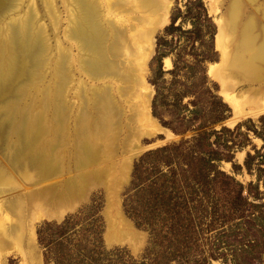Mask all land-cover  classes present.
<instances>
[{"label":"rangeland","instance_id":"1","mask_svg":"<svg viewBox=\"0 0 264 264\" xmlns=\"http://www.w3.org/2000/svg\"><path fill=\"white\" fill-rule=\"evenodd\" d=\"M189 1L90 0L93 8L96 9L91 19L94 18L95 23L99 24V35H103L104 39L107 37L104 44L105 47L107 46L110 63L115 66L117 72L123 74L124 78L125 76L136 78L138 80L136 84L129 80H120L116 76L96 79L83 69L82 63L88 58L82 52L81 42L70 34L72 21L75 18L74 9L77 6L72 0H17L15 10L0 21V55L4 57L3 60L0 59L2 63L0 68L5 65L4 59L9 58L12 46L14 48L11 33L14 36L15 28H24L21 26L22 21L29 17L32 20L31 34L34 32L35 35L41 34L49 48L45 53L46 59L49 57V60H46L47 64L52 60L45 67H34L28 82L20 84L19 91L23 93L25 90L26 94L17 97L16 103L20 101L22 107L20 105L9 107L0 97V126L4 128L3 135H7L10 125L12 129L15 126L12 122L10 124L5 122L4 118L14 119L20 115L23 116L24 113L26 117L33 118L39 115L35 112L39 113L42 109V113H45L44 116L42 115L43 125L46 126L47 131L50 130L48 125L52 122L49 118L53 116L51 107L55 103L53 100L55 95L52 98L48 92L53 90L57 93L60 87L61 98L65 106L67 105L65 108L68 116L63 118L61 129L58 128L61 131H57L56 141L52 132L47 133L48 135L46 134L40 141V147L42 146L45 150L49 147L55 148V152L60 157L58 161L61 166L64 165L63 169L61 170L59 164L56 173H53L54 177L52 175L47 179L44 178L46 181L44 179L36 181L34 185L22 183L15 191H9L10 187H7V192L0 195V264H176L169 263V256L183 253L182 251H185V255L181 258L180 264H233L231 259L234 252L232 251L238 247L235 255L239 257L241 263L264 264V224L255 226L252 217L242 221L241 227L234 231L236 234L234 237L223 236L222 240H218L213 246L215 233L206 231L204 225L197 230L199 233L196 239L190 238L187 244L184 240L175 238L170 241V234L165 233L164 218L158 214L159 234L157 245L155 244L154 247L149 229L139 225L126 211V203L130 200L143 207V197L147 191L145 193L143 191L142 195L139 193L136 198L134 186L139 183V176L149 177L148 175L151 176V172L156 169L151 167L152 161L156 158L152 160L148 154L163 148L182 145L186 141L190 142L198 135L199 131L196 127L200 122L197 120L187 124L192 114L184 107L186 105L189 109H193L194 102L197 103L198 99L203 98L198 105L201 109L199 116L203 118V132H212L210 142L220 153V160L215 162V166L245 186L244 196L249 194L246 188L250 184L254 186L253 190L258 192V196L257 199L251 198V200L253 199L256 204L251 210L250 206L246 205L247 210L244 215H250L252 211L255 217L262 218L264 221V62L254 61L252 70H256L255 73H251L246 68L250 59L248 52L243 55L244 67L239 69L236 67L233 70L231 63L232 56L238 51V46L243 39L241 36L250 34L257 37V47L264 41V0H204L209 20L204 23V26L197 24L198 28L192 24L193 16L187 12ZM81 11H79L80 14ZM174 15L177 19L174 28H171ZM231 15H235V18ZM221 27L225 36L226 33L228 35L224 41L227 47L226 58L222 49L217 46ZM230 29L232 31H229ZM159 43L163 45L161 52H158ZM59 56L64 61L63 66L67 74L65 77L69 79L60 86L56 80L58 74L54 67L57 65ZM167 59L170 60V65ZM175 62L178 63V69H175ZM212 66H216L218 76L210 73ZM246 72L249 74L247 75ZM155 78H158L157 84L163 90V95L157 99V88L153 82ZM24 83L27 85L25 86ZM32 84H35L34 87ZM138 86L140 89H137ZM41 90L47 93L44 97L40 95ZM97 90H106L118 104L121 115L125 116L121 119V121L125 120V127H122L120 140L115 139L113 135L119 130V128L116 130V127L111 128L114 133L111 130L104 133L105 135L96 134L95 136L93 133H88L89 139L86 142L95 149L94 162L78 174L76 169L66 174L70 168L69 159L71 162L76 161L75 158H71V152H75L71 149L77 139V126L74 120L78 116L81 103L85 102L84 99L90 105L93 92ZM225 94H229L236 101L239 100V108L244 113L233 124L231 122L235 117L234 107L230 101L226 100ZM194 95H197V99ZM252 96L254 98H251ZM177 98L179 101L176 106L174 101ZM154 102H156L157 115L154 114ZM36 105L40 110L35 107ZM48 105L50 110L44 108L49 107ZM17 107L27 108L18 113ZM136 107L146 111L152 123L149 126L144 123L145 120L141 121L143 123L137 126L140 128L138 137L132 139L129 145L122 144L130 126L132 127L130 129L137 130L135 121L132 120L133 122L130 123V118L137 110ZM29 117L28 119H31ZM46 117L48 120H45ZM53 125L57 124L53 123ZM223 128L228 131H222ZM91 134L93 135L90 136ZM188 145L185 144L186 147ZM257 151L262 155L251 161L252 167L249 171L246 160L249 154L256 156ZM4 157L1 151L0 164L5 165V169L9 171L10 167ZM160 168L168 172V166L165 164L161 163ZM10 171L21 182L18 175L12 169ZM67 183L68 185L77 184L83 190H80L75 197H69L68 205L60 208V212L52 217L44 214L38 205H34L26 217L28 227L26 226L25 231L23 230L24 238L12 240L8 237L11 232L10 227L16 226L18 220V215L5 207L9 200L20 193L40 187L56 186L61 188H58V191H61ZM142 190L144 189L142 188L139 192ZM62 227L65 231L60 230ZM115 229L116 231L129 230L131 236L122 240L117 238L110 240L111 233H114ZM40 231L43 232L42 236ZM252 239L255 240L252 241ZM49 242H53V253H50L48 249ZM57 242L63 243L56 244ZM229 243L233 246H229ZM244 245L250 249L243 248ZM168 247L171 249H167ZM211 249H214L216 258L210 256ZM93 251H96L95 255ZM54 253L63 255L58 256V262L54 261ZM48 255L52 257V262L48 260ZM153 255L158 257L155 262L151 258Z\"/></svg>","mask_w":264,"mask_h":264},{"label":"bare ground","instance_id":"2","mask_svg":"<svg viewBox=\"0 0 264 264\" xmlns=\"http://www.w3.org/2000/svg\"><path fill=\"white\" fill-rule=\"evenodd\" d=\"M16 1L17 0H0V21L5 19V17L7 15H9L12 11L15 10L14 6H15ZM72 2L75 3L77 6H75L76 10L74 9V11H75L74 17L75 18L72 21V28H71L70 34L75 39H77L79 42H81V48L83 50L82 52H84L88 58L87 60L84 61V63H82L83 64L82 67L85 71H87V74L94 76V78H96V79L106 78L109 76H114V77L116 76V78L119 77L120 80H126V81L129 80V81H132L134 83L137 82L138 80L136 78H133L132 76L130 78H129V76H125V78H124L123 74L121 75L119 72H117L118 70L115 69V66L112 63H110L109 53H108V50L106 49L107 46L105 47V44H104V42H105L104 40H107L106 39L107 37L104 39L103 35H99V33H100V28L98 26L99 24L97 25L95 23L94 18L91 19V17L96 13V11H95L96 9L93 8V4L90 3V0H72ZM79 11H81V14L79 13ZM50 13H52V10H50ZM78 15H81V16H78ZM231 16H233V15H231ZM31 22H32L31 17L27 18L24 22L22 21L21 26L24 27V28H21L22 30L15 28L13 31L14 36L11 33L12 45H14V48L12 46V50L9 51L10 53L8 52L9 58L7 57L4 59L5 65H4V67L0 68V97L2 98V100L4 102L7 103L6 105L9 107L11 105L12 106H15V105L19 106L21 104L20 101H19V103H16V100H17L16 98L21 97L22 95H24L26 93H25V90H23V93H21L19 91L20 86H21L20 84L25 82V81L28 82V80L31 78L30 72H32L34 67L38 66V67L42 68V67H45L46 65H49V62L52 61V60L49 61L47 64L46 60L49 57L47 56L48 58L46 59L45 53L49 50V48L46 45L45 40L43 39V36H41V34L35 35V32L33 33L34 35L31 34V32H30ZM220 24H219V26H220ZM229 31H232V30L230 29ZM67 34H68V32H67ZM105 35H107V34H105ZM226 36H228L227 33H226ZM226 36L224 34L223 27H221L219 29V33H218V37H217L218 38V40H217L218 45L217 46L220 49H222L224 58H226V55H227L226 54L227 47H226V43L224 42L227 39ZM241 37H243V39L241 41V44L238 46V51L232 56L233 62H231V63L233 65V70L236 67H237V69H239V68H242L245 66V65H243L244 62L242 61L243 55L246 52H248V53H250L249 54L250 59H249V62L246 64V68H247V70H250L251 73H255L256 70L255 71L252 70V66H254V61L259 60L260 62H264V41L257 47L256 46L257 45L256 44V40H257L256 38L257 37L250 35V34L244 35ZM0 39H1V37H0ZM7 41L9 42V40H7ZM6 44H8V43H6ZM1 51L3 52V50H1ZM3 58L4 57H2L0 55V59L3 60ZM59 58L58 59L56 58L57 59V62H56L57 65L54 66V67H56L55 68L56 73L58 74V78L56 79L58 84H59L58 86L64 84V82L69 80L68 77L67 78L65 77V75H67V74H66L65 68L63 66L64 61H63V59H61V56H59ZM224 58H223V60H226ZM227 60H228V58H227ZM68 63H69V61H68ZM167 63H168V65H170L171 64L170 60L167 59ZM1 66H2V63L0 62V67ZM51 68H53V67H51ZM44 69H43V71H44ZM255 69H257V68H255ZM47 70L48 69H46V71ZM53 71H55V70H53ZM67 72H69V71H67ZM27 73H29V74H27ZM210 73H212L215 76H218V70L216 69V66L211 67ZM248 74L249 73H247V75ZM17 75H18V77H17ZM40 75H41V73H40ZM221 75L222 74H220V76ZM32 80H33V78H32ZM26 85H27V83L25 84V86ZM32 85H33L32 87H34L35 84H32ZM43 85H42V87H43ZM137 85H140V84H137ZM30 87H31V85H30ZM35 88H33V89H35ZM91 88H93V87H91ZM137 89H140V87ZM48 90H50V89H48ZM48 93L50 96L52 95L51 96L52 98H53V95H55V97L53 99L55 101V103L51 107L52 108L51 114H53V116L50 115L51 117L49 118V119H52L51 120L52 122L49 120L51 123H50V125H48L51 128L50 130L48 129V131H47L46 126L44 127V125H43L42 115L45 113H42L43 109L42 110L38 109L39 108V107H37L38 105H36L35 107L38 110H40V112L39 113L35 112V113H36V115L37 114H39V115H37L36 117H33V118L28 116L31 119H28V117H26V113H24L23 116L20 115V117H18V118L13 119L11 117H7V118L3 119L5 122H7L9 124L12 122L15 126H14V129H12L11 125L8 127V129H7L8 133L6 136L3 135L4 128H2V126H0V152L2 151L4 153V156H5L4 158L6 159L7 165L10 167L9 171H8L5 169V167H6L5 165H4L5 166L4 167L0 164V195H3L7 192V190H6L7 187H10L9 191H15L17 189V187L20 186L22 183L24 185H29V184L34 185L36 183V181H42L44 178L47 179V178L51 177L52 175H53L52 177H54L53 173H56V170L58 169L59 164H60L61 170L63 169L62 166H64V165L61 166L60 161H58L59 155H58V153L55 152L56 151L55 148L53 149V148L49 147V148H46V150H45L42 146L40 147V141H42V139H44V136L47 133H49V134L51 132L54 133L53 134L54 140L56 141V135L58 134L57 131H59V132L61 131V130H58V128L61 129V127H62L61 125L63 124V120H64L63 118L67 116L66 115L67 114V111H66L67 105L65 106V102H63V99L61 98V95H62L61 87L57 91V93H55L53 90H50ZM44 94L45 95L47 94L46 91L41 90L40 95H42V97H44ZM32 96H33V94H32ZM92 96L93 97L90 99L91 102H89L90 105L86 102L87 100L84 99V97H82L85 100V102L87 103V106H86L85 102L81 103L82 106L78 110L79 111L78 116L74 120V122L76 123V126H77V128H76L77 129L76 130L77 139L74 141L75 145L73 144L74 146L71 149V151L75 150V152H71V154H72L71 158L72 159L75 158L76 161L71 162L70 161L71 159H69V162H70L69 167L70 168H68L67 172L65 171L66 174L71 173V171H74L75 169H76L75 170L76 173L78 174L80 171H83V169H87V167L94 162V159L96 157V154L94 151L95 149H93L94 147L91 148L89 146L90 144L88 142H86L88 140V137H89L88 133H93V134H95V136H96V134H104V133L106 134L111 130L114 133V130L111 128L116 127V130H117V128H119V130L117 132H115L116 134H113V135L115 136V139L120 140L119 136L123 131L122 127H125L124 126L125 120L121 121V119H123V117H125V116H123V114L121 115L122 112L119 109L118 104L113 101L112 97H110V95L108 94V92L106 90L105 91L104 90H100V91L97 90V92H93ZM46 97H48V96H46ZM124 98H125V96H124ZM126 98H128V97H126ZM132 98H133V95H132ZM225 98L227 101H230L234 107L235 117H234L233 121L231 122L233 124V123H235L236 119L239 118L244 113L239 108V102H238L239 100L236 101L229 94H225ZM251 98H254V96H252ZM40 99H38V100H40ZM18 100H19V98H18ZM41 101H42V99H41ZM50 102H51V100H50ZM81 102H82V100H81ZM46 103H49V102H46ZM145 103H146V101H145ZM147 103H148V101H147ZM40 104L42 105V103H40ZM24 105H26V104H24ZM44 105L45 104H43V106ZM145 106L147 107V105H145ZM35 107H34V109H36ZM44 108H49V110H50V106L49 107L45 106ZM136 108H137V110H139L140 107H136ZM17 109H18L17 110L18 113H20V111L23 110L20 107L19 108L17 107ZM137 110L135 111L134 115L130 118L131 119L130 123H132L133 122L132 120H134L135 124H137V125H135L136 127L138 126V124L143 123L144 120H145L144 123H146L147 125L152 123L151 122L152 120L149 118V114H147L146 111H143V109L139 110V111H137ZM46 113H47V111H46ZM28 114H30V113H28ZM48 114H50V113H48ZM16 115H19V114H16ZM2 117H4V116H2ZM140 117H141V120H140ZM67 118H68V116H67ZM116 119H117V121H115ZM45 120H48V118L46 117ZM119 121H121V122H119ZM141 121H143V122H141ZM29 122H30V124H29ZM53 123H55L57 125L55 126V125H53ZM135 126H133V127H135ZM130 128H132V127L130 126ZM130 128L127 131L126 139L122 142V144L129 145L130 141L132 142V139L138 137V135H139L138 131H140L139 130L140 128L137 127V130L130 129ZM93 134H91L90 136H92ZM52 144H53V142H52ZM5 151H7V153H5ZM17 156H18V158H17ZM10 169H12L13 172H15L18 175L21 182L13 175V173H11ZM63 174H64V171H63ZM73 174H74V172H73ZM31 175H32V177H31ZM84 175H85V173H84ZM59 176H61V175H59ZM74 178H75V176H74ZM70 179H73V178L70 177ZM82 179H84V178H82ZM58 188L59 187H56V186L55 187H47V188L46 187H40V188L31 190L29 192L20 193V194L16 195L13 199L9 200L8 203H6V206H5L6 209L11 210V211L15 212L16 215H18L17 225L10 227L11 232L9 233V236H8V237H10V239H12V240L13 239H20L21 240L24 238L23 230L28 225V219L26 217H27L28 212L33 208L34 205H38L44 211V214L51 215V217H52V215H56L60 212V208H64L63 206L68 205L69 197H73V196L75 197L76 194L80 190H83L80 188V186L78 187L77 184H69L68 185V183L66 185H64L63 189L61 190L62 192L60 190L58 191ZM59 189H61V188H59ZM35 211H33V212H35ZM37 211H39V210H37ZM43 217H44V215H43ZM26 219H27V221H26ZM32 221H33V219H32ZM14 222H15V220H14ZM5 233L6 232H4V234ZM130 236L131 235H130L129 230L116 231V229H115L114 233H111L110 240L116 239V238L118 240L119 239L122 240V238L124 239V238L130 237ZM20 240H19V242H20Z\"/></svg>","mask_w":264,"mask_h":264},{"label":"trees","instance_id":"3","mask_svg":"<svg viewBox=\"0 0 264 264\" xmlns=\"http://www.w3.org/2000/svg\"><path fill=\"white\" fill-rule=\"evenodd\" d=\"M187 9V12L193 16L192 24L197 28V24L204 26V23L209 20L204 0H190ZM176 19L177 16L174 15L171 28H174ZM162 47L163 45L159 43L158 52H161ZM175 64V69H178V63L175 62ZM153 82L157 88V99L163 95V90L157 84L158 78H155ZM194 96L197 99V95ZM201 100L203 98L198 99L197 103L192 101V103L194 102L193 109H189L186 105L184 107L186 111L192 114L187 124L197 122V120L200 122L198 127H196V130L199 131L198 135L190 142L186 141L182 145L163 148L155 153H149L148 157H151L152 160L154 157L156 158L151 164V167L156 169L151 172V176L148 175L149 177L142 178L139 176V183L134 186L137 194L136 198L139 193L142 195L143 191L144 193L147 191L143 197V207L136 205L133 200L127 201L128 204L126 203L128 214L139 225L146 226L149 229L152 238L151 243L154 247L157 245L156 241L159 234L157 227L158 214L164 218L165 233L170 234V241L175 238L180 241L184 240L185 244L188 243L187 241L190 238L196 239L199 233L197 230L203 225L206 227V231L215 233L214 246L218 240H222L223 236L234 237L236 235L234 231L241 227L242 221L246 219L252 217V220L255 221V226L264 224L262 218L255 217L254 213H251L252 211L250 215H244L247 210L246 205H249L251 210L256 204L254 200L257 199L258 192L253 190L254 186L250 184L246 188L249 194L244 196L245 186L216 168L215 162L220 160V153L213 148V144L210 142L212 132H203V118L199 116L201 109L198 106L201 104L199 102ZM178 101V98L174 101L176 106ZM155 104L156 102H154V114L157 115ZM174 130L176 129L174 128ZM222 131H228V129L223 128ZM213 133L217 132L213 131ZM186 143L189 144L187 147L185 146ZM259 155H262L259 151H257L256 156L248 155L246 167L249 171H251L252 167L251 161L255 160ZM161 163L168 166V172L161 170ZM142 188L144 190L139 192ZM255 189L257 190V188ZM251 198H254V200H251ZM60 230H64V228L62 227ZM42 234L43 232L40 231V236ZM53 242L47 243L50 253L54 252L52 250ZM60 243L63 242H57L56 244ZM229 246L233 245L229 243ZM250 247L253 246L250 245ZM238 248L232 251L234 255L232 254L233 258L231 261L234 262L233 264H244L235 255ZM243 248L250 249L246 245ZM167 249H171V247ZM213 250L211 249L210 256L216 258ZM182 252L171 255L173 257L169 256V263L180 264L181 258L185 255V251ZM95 253L96 251H93V255ZM56 254L54 255V261L58 262V256L63 255L61 253L60 255ZM151 258L153 262L158 259L156 255L151 256ZM48 260L52 262V257L49 255Z\"/></svg>","mask_w":264,"mask_h":264},{"label":"crops","instance_id":"4","mask_svg":"<svg viewBox=\"0 0 264 264\" xmlns=\"http://www.w3.org/2000/svg\"><path fill=\"white\" fill-rule=\"evenodd\" d=\"M89 139V138H88Z\"/></svg>","mask_w":264,"mask_h":264},{"label":"water","instance_id":"5","mask_svg":"<svg viewBox=\"0 0 264 264\" xmlns=\"http://www.w3.org/2000/svg\"><path fill=\"white\" fill-rule=\"evenodd\" d=\"M231 6V5H230Z\"/></svg>","mask_w":264,"mask_h":264}]
</instances>
